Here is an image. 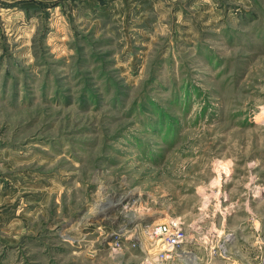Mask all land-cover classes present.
<instances>
[{"label": "rangeland", "instance_id": "1", "mask_svg": "<svg viewBox=\"0 0 264 264\" xmlns=\"http://www.w3.org/2000/svg\"><path fill=\"white\" fill-rule=\"evenodd\" d=\"M263 104L264 0H0V264H219Z\"/></svg>", "mask_w": 264, "mask_h": 264}, {"label": "crops", "instance_id": "2", "mask_svg": "<svg viewBox=\"0 0 264 264\" xmlns=\"http://www.w3.org/2000/svg\"><path fill=\"white\" fill-rule=\"evenodd\" d=\"M251 208L252 206H248ZM247 230L244 234L224 229L223 238L219 239L220 247L224 246L225 254L220 253L219 264H264V234L259 220L244 221ZM223 250V248H221ZM209 254V253H208ZM206 264H210L213 257L208 255Z\"/></svg>", "mask_w": 264, "mask_h": 264}, {"label": "built area", "instance_id": "3", "mask_svg": "<svg viewBox=\"0 0 264 264\" xmlns=\"http://www.w3.org/2000/svg\"><path fill=\"white\" fill-rule=\"evenodd\" d=\"M153 234L162 236V238L165 240L167 250L171 253L170 257L172 259H174L175 257H178V259L183 258L184 253L183 251H181V247L185 243V239L187 236L185 233L182 232L180 228H177L176 223L172 222L170 224H158L154 227ZM160 255L162 256V258H166L165 254L161 253ZM144 260H148L150 264L149 257H146ZM157 260L162 261L160 258H157Z\"/></svg>", "mask_w": 264, "mask_h": 264}, {"label": "bare ground", "instance_id": "4", "mask_svg": "<svg viewBox=\"0 0 264 264\" xmlns=\"http://www.w3.org/2000/svg\"><path fill=\"white\" fill-rule=\"evenodd\" d=\"M259 115H264V104L261 106V109H260V111H259V113H258ZM109 203V202H108ZM98 205V204H97ZM107 206V205H106ZM97 208H99V207H97ZM97 208H96V210H97ZM109 208V207H108ZM101 209H104V208H101ZM107 209V208H106ZM105 209V210H106ZM109 216V215H108ZM142 217V216H141ZM140 217V218H141ZM186 255H184L183 254V260L185 261V263L186 264H197V260H196V257H195V255H192V254H190V255H187L186 257H185ZM143 264H149V261L148 260H146Z\"/></svg>", "mask_w": 264, "mask_h": 264}]
</instances>
